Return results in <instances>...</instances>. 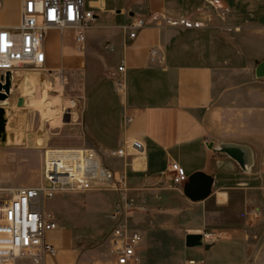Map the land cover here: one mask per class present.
Returning <instances> with one entry per match:
<instances>
[{"label":"crops","instance_id":"crops-1","mask_svg":"<svg viewBox=\"0 0 264 264\" xmlns=\"http://www.w3.org/2000/svg\"><path fill=\"white\" fill-rule=\"evenodd\" d=\"M26 1L0 0V28L20 26ZM83 1L95 15L85 52L75 51L73 31H48L45 71L12 75L17 84L8 100L12 103L3 107L15 110L18 130L10 134L6 129L7 138H24L23 148L32 143L43 150L97 149L105 167L125 178L128 195L137 203L127 220L143 236L145 264H264V80L255 78L257 63L264 61V0ZM140 19L147 27L131 41L129 25ZM152 50H158L154 61ZM121 64L126 68L124 93L116 88ZM60 70L77 86V97L70 101L76 107L58 116L62 121L68 114L66 124L46 120L50 127L44 135H31V122L25 118L36 111L37 90L48 98H63ZM66 125L84 142L46 147V141L66 132ZM132 140L143 144L142 154L130 148ZM208 141L251 147L256 153L252 172L213 153ZM17 146L7 142L0 149ZM119 149L127 155L112 156ZM173 162L188 178L199 173L212 177L210 196L193 202L184 187L175 188ZM15 182L5 174L0 177L2 187ZM53 201L63 218L46 237L56 254L46 256L44 264H115L111 255L105 260L110 254L106 246L91 250L76 244L75 230L68 226L70 202ZM206 232L223 238L209 251L186 248V235ZM160 235L182 238L177 258H153L154 239Z\"/></svg>","mask_w":264,"mask_h":264},{"label":"built area","instance_id":"built-area-1","mask_svg":"<svg viewBox=\"0 0 264 264\" xmlns=\"http://www.w3.org/2000/svg\"><path fill=\"white\" fill-rule=\"evenodd\" d=\"M95 22L92 10H87L83 0H28L22 12L19 27L8 30L0 28V81L4 83L6 74L19 70L45 71L47 56L44 50L45 38L51 28L73 31L75 51L86 50V32ZM147 27L140 19L129 25V39L135 40L138 32ZM113 51V48L106 46ZM158 56L152 50L151 60ZM161 63L164 58H161ZM124 64L118 67L120 77L116 81L117 91H126ZM62 83L67 82L60 70ZM74 107H76V104ZM136 154L144 152L138 140L129 142ZM126 150L112 152V156H126ZM171 180L175 188L188 184L186 171L177 163L170 165ZM37 187L0 189V264H17L23 258L30 264H44L46 256H54L56 249L47 242V235L58 229L54 214H46L44 205L56 196L66 193H84L100 190L121 192V200L115 206V214L124 215L129 207L128 187L123 176H117L104 165L103 158L95 148H48L44 150L42 179ZM7 195V198L4 196ZM204 242L216 244L223 236L206 232ZM143 236L133 230L128 220L121 219L105 234L101 244L108 248L115 264H143ZM184 264H204L201 260H188Z\"/></svg>","mask_w":264,"mask_h":264},{"label":"rangeland","instance_id":"rangeland-1","mask_svg":"<svg viewBox=\"0 0 264 264\" xmlns=\"http://www.w3.org/2000/svg\"><path fill=\"white\" fill-rule=\"evenodd\" d=\"M18 72L34 73L33 70L24 69L14 72L13 74ZM65 77L67 78V82L64 83V94L63 98L60 97L61 100L58 99V97L48 98L46 96V92H40V98L37 97L38 95L36 96L35 105L32 107V109L36 111H34L32 117H29L28 119L27 117L25 118L26 121L28 120L31 122V135L39 132L44 135L46 129H49L50 127V122H48L49 120L52 122V125H58V122L59 124H66L69 121L68 114L64 115L62 121L61 119H57L58 116L62 114L63 110H67L62 101H73V99H76L77 97V86L75 82L70 79L68 75H65ZM61 81L59 83H61L62 90ZM15 85L17 84L15 78H13L11 95L15 92ZM53 95L54 94H52V96ZM57 100L59 101V106L54 104ZM9 102L12 103V101H7L1 106L10 104ZM77 106L80 107V103H77ZM6 111L9 116L8 118H10L7 125L8 132L10 134L15 133L16 130H18L17 128H14V125L17 122V116L14 113L15 110L13 111V109L10 108ZM64 128L66 132H64L63 135L57 138L55 137L53 140L50 139L49 141H46L45 146L49 147L54 145L57 147L58 145H65L75 147L84 142V139L82 137H78V132L73 130L71 126L66 125ZM23 142L24 138L21 140L16 137L8 136V144L18 145V149L13 151L0 149V155L3 158L5 157L7 160L6 163H3V160L0 159V177L2 174H5L9 178L16 180L13 185H7L5 187L0 186V189H21L29 188L31 186L37 187L41 184L44 148H33L32 143H29L28 147L23 148ZM4 153H8V155H4ZM114 194H116V197L113 199ZM121 194V192L117 193L111 190L66 193L56 196L53 200H55L56 203L61 199L70 202L69 207H72V210L71 212L68 211L69 214H67L70 218L68 226L75 230L76 244L82 248L101 250L105 247L101 244L105 234L113 229L121 219H127L128 213L137 208L136 201L128 195L129 207L124 211L122 218L116 215L115 206L120 202ZM4 198H7V195H5ZM53 200H49L45 203L44 210L46 214L54 213L55 218L59 222L63 216L60 212L56 211ZM112 203L114 205L112 210L113 213L111 212ZM154 240L155 243L152 250L153 258H177L178 254L182 252V238L173 239L168 236L160 235L156 236ZM143 246L145 247V244ZM146 254L147 251L145 249L142 253L143 256L141 255L143 264H145L144 256ZM110 257V254L106 255L105 260L108 262L109 259H111ZM193 257L197 258L195 255ZM17 264H30V262L28 259L23 258L19 260Z\"/></svg>","mask_w":264,"mask_h":264},{"label":"water","instance_id":"water-1","mask_svg":"<svg viewBox=\"0 0 264 264\" xmlns=\"http://www.w3.org/2000/svg\"><path fill=\"white\" fill-rule=\"evenodd\" d=\"M255 78L264 80V61L257 63L255 68ZM10 75L6 74L4 83L0 81V143L6 144L7 138V111L1 106L7 102L11 96ZM206 146L213 153L223 154L231 158L245 173H251L256 164V153L254 150L242 144L236 143H215L208 141ZM213 186L212 177L205 174H195L189 178L188 184L184 186V195L193 202H200L208 198ZM185 246L188 249H204L209 251L214 244L204 242L203 234H188L185 237Z\"/></svg>","mask_w":264,"mask_h":264},{"label":"bare ground","instance_id":"bare-ground-1","mask_svg":"<svg viewBox=\"0 0 264 264\" xmlns=\"http://www.w3.org/2000/svg\"><path fill=\"white\" fill-rule=\"evenodd\" d=\"M58 90L60 91L61 90V83H58ZM38 95V96H37ZM36 96L38 97V98H40L41 97V95H40V91L39 90H37V94H36ZM58 99H60V96L58 97ZM61 100V99H60ZM63 103H64V106H65V108L66 109H70L72 106H73V103L72 102H70V101H62ZM54 104H56L57 106H59V101L57 100ZM67 104V105H66ZM4 206H3V204L0 206V208L2 209Z\"/></svg>","mask_w":264,"mask_h":264}]
</instances>
